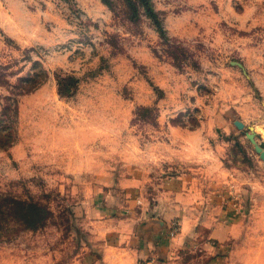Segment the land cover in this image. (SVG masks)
<instances>
[{"label":"rangeland","instance_id":"374dc122","mask_svg":"<svg viewBox=\"0 0 264 264\" xmlns=\"http://www.w3.org/2000/svg\"><path fill=\"white\" fill-rule=\"evenodd\" d=\"M150 1L163 34L124 0H0V119L14 137L0 148V264H82L111 228L88 209L136 218L121 192L132 168L175 172L182 129L201 123L238 176L236 225L185 241L175 217L162 238L180 264H264V162L246 137L264 141V0Z\"/></svg>","mask_w":264,"mask_h":264},{"label":"crops","instance_id":"0c3cea01","mask_svg":"<svg viewBox=\"0 0 264 264\" xmlns=\"http://www.w3.org/2000/svg\"><path fill=\"white\" fill-rule=\"evenodd\" d=\"M205 128L206 124L201 123L195 128L182 129L179 169L175 172L165 170L162 159L138 163L132 168V188L123 186L121 192L133 196L130 201L133 202L131 207L135 206L136 218L111 217L112 212H105L104 203L98 201L94 210L103 209L101 216L91 209L87 211L89 214L84 213L93 226L106 224L111 228L101 229L96 237L102 243L99 250L89 248L77 257L82 264H135L139 260L145 264H180L177 239L162 238V227L175 217L181 220L179 236L185 237V241L190 240V236L197 239L198 234L193 232L204 225L213 227L210 236H216L220 227H228L227 236H230V227L236 225L233 215L240 208L233 192L238 176L234 175V168L225 171L221 167L219 150L213 138L204 135ZM206 140L212 147H205ZM169 165L171 163H167V167ZM145 193L157 196L146 202ZM208 209L212 214L207 217L204 211ZM220 209H225L224 213H218ZM190 230V234L187 233Z\"/></svg>","mask_w":264,"mask_h":264},{"label":"trees","instance_id":"16d2710c","mask_svg":"<svg viewBox=\"0 0 264 264\" xmlns=\"http://www.w3.org/2000/svg\"><path fill=\"white\" fill-rule=\"evenodd\" d=\"M102 1H104V3L110 6L108 0H102ZM124 1L127 7L129 8L130 19L136 20L139 17V13L142 11L144 15H146L155 23V25L159 28L160 32L163 34V30L160 25V20L158 19L157 13L154 10L150 0H124ZM38 76L39 74L36 75L32 73L27 75L26 77H21L20 82L16 85L17 88H21L22 93H27L32 91L40 83V81H37ZM6 99H9V97H7ZM8 109H10V106L6 104L2 108L3 113H6ZM0 121L2 123L1 119ZM1 123H0V148H7L12 145L14 141V137H12V135L9 133V126L5 123L2 124ZM30 226H32V224H30Z\"/></svg>","mask_w":264,"mask_h":264},{"label":"water","instance_id":"95a60500","mask_svg":"<svg viewBox=\"0 0 264 264\" xmlns=\"http://www.w3.org/2000/svg\"><path fill=\"white\" fill-rule=\"evenodd\" d=\"M235 124L239 129L243 128L244 126V124L241 121H235ZM249 129L253 130V127L249 126ZM246 137L254 144L255 150L259 153L260 158L264 162V141L257 143L255 134L253 131L246 132Z\"/></svg>","mask_w":264,"mask_h":264}]
</instances>
